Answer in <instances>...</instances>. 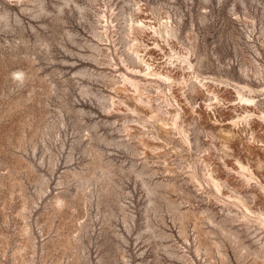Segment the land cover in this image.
<instances>
[{"label": "rangeland", "instance_id": "374dc122", "mask_svg": "<svg viewBox=\"0 0 264 264\" xmlns=\"http://www.w3.org/2000/svg\"><path fill=\"white\" fill-rule=\"evenodd\" d=\"M262 145L264 0H0V264H264Z\"/></svg>", "mask_w": 264, "mask_h": 264}, {"label": "bare ground", "instance_id": "6f19581e", "mask_svg": "<svg viewBox=\"0 0 264 264\" xmlns=\"http://www.w3.org/2000/svg\"><path fill=\"white\" fill-rule=\"evenodd\" d=\"M137 11L138 13H141L140 8H138ZM132 31L133 34H135L136 32L137 35L134 38L136 43L130 47L131 57L134 64V69H131V71L134 72L137 77H144L149 80H155L167 84L168 88L171 91L178 81L177 78L172 76V70L169 71V68L172 67L171 52L168 53L167 57V60L169 61L167 62V65H169V67L168 69H165L166 67L160 65V62L158 61L161 59L158 57L160 55V52L158 53L156 51H153L155 49L157 51L160 50L164 52V46L156 42L153 44L154 46L151 47L149 46V44H145L143 40L145 34H147L148 32L154 34H159L160 32L155 26H152L147 19H142L140 16L133 21ZM163 32L168 37H172V34H175V30L172 29V25L168 24L164 26ZM155 59H157V61H155ZM188 64L190 67L192 66L190 62H188ZM121 78L124 86L131 85L136 91H140V89H142V83L140 80L124 74H121ZM186 85H188L187 82ZM189 86L191 92L198 93L202 90V88L206 87V84L203 83V80L197 78L196 82L190 83L188 87ZM139 102L141 104H145V102L141 98L139 99ZM245 110H247V108ZM178 116L179 114H176L174 117L178 119ZM233 125L234 122H228L225 124V126L227 127L226 132L228 133L229 137H232ZM233 142L235 143V141ZM254 148L258 152H264V145L259 148Z\"/></svg>", "mask_w": 264, "mask_h": 264}]
</instances>
